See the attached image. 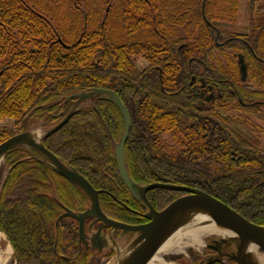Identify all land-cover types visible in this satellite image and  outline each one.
Returning a JSON list of instances; mask_svg holds the SVG:
<instances>
[{
    "label": "trees",
    "instance_id": "16d2710c",
    "mask_svg": "<svg viewBox=\"0 0 264 264\" xmlns=\"http://www.w3.org/2000/svg\"><path fill=\"white\" fill-rule=\"evenodd\" d=\"M262 1L247 0L250 15ZM240 2L0 0V122L13 124L0 126V144L23 132L47 133L74 110L78 95L110 91L129 115L124 160L137 186L197 190L263 227L264 150L227 126L231 113L245 130L247 121L264 123V26L250 21L246 32L220 29L235 24ZM203 92L211 100L203 101ZM254 131L264 132L258 125ZM122 133L116 105L94 95L41 144L102 191L99 205L108 218L144 224L135 212H143L140 203L115 165ZM148 193L150 203L151 195L162 200L161 209L181 194ZM88 207L86 194L35 150L18 146L4 156L0 231L16 264H104L82 248L78 222L63 216ZM187 254L198 263L194 252ZM210 264L236 263L226 258Z\"/></svg>",
    "mask_w": 264,
    "mask_h": 264
},
{
    "label": "water",
    "instance_id": "95a60500",
    "mask_svg": "<svg viewBox=\"0 0 264 264\" xmlns=\"http://www.w3.org/2000/svg\"><path fill=\"white\" fill-rule=\"evenodd\" d=\"M238 65L241 80H245L246 65L244 63V58L241 55L239 56ZM100 94L107 95L108 99L116 105L122 116L123 133L119 143L115 145V165L120 180L132 198L137 202L142 201L148 207L149 213L145 214L144 217L150 220L149 223L140 226H131L106 217V215L101 211L99 205V195L102 193V191H96L86 181L85 178H83L74 170L65 167L55 156L47 151L41 143L38 142L37 144L32 141V133L30 132H24L13 136L0 144V161H3L4 156L8 153V151L18 146L31 148L43 155L52 165L53 170L57 174L81 189L90 201V207L84 213L74 214L66 210L65 214L63 215L69 216L78 222L80 240H84V223L88 218H94L100 222V227L97 231L96 238L100 237V231L104 226H108L116 231H121L122 234L129 233L137 236L133 243H131L130 250L137 244L139 246L136 248L132 256L128 257L127 261L125 260L122 264H149L150 260L156 254L166 232L178 225V223H176L174 226L173 219H175L178 214L191 210H199L202 213H205L209 217V220L216 227L227 230L232 234L230 239L232 238L231 240L236 241L238 247L234 254L227 256L228 259L235 261L236 264H256L247 262L245 260L244 257L247 253H244L243 249L245 244L250 243L256 245L258 249L264 253V226L260 227L248 222L228 206L212 198L206 193L186 187L170 186L164 184H152L146 187H139L131 180L127 173L124 160L125 144L130 132V120L127 110L123 106L120 99L113 92L94 90L91 93L78 95V100L74 110H76L82 101L87 100L94 95ZM206 101H209V99H206ZM74 110L69 112L59 124H57L47 133V135L53 134L63 127L72 117ZM157 189L185 193L186 196L175 200L164 210L156 212L147 201L146 194ZM226 242L227 241L223 238L221 239L220 244ZM216 261H218V259L210 260L205 264L214 263Z\"/></svg>",
    "mask_w": 264,
    "mask_h": 264
},
{
    "label": "rangeland",
    "instance_id": "374dc122",
    "mask_svg": "<svg viewBox=\"0 0 264 264\" xmlns=\"http://www.w3.org/2000/svg\"><path fill=\"white\" fill-rule=\"evenodd\" d=\"M249 17H251V19ZM250 21L253 22L257 26H264V0L261 3H259V5L255 9L254 13L251 15L249 14V12L247 10V0H241L240 6H239L238 17H237L235 24L231 25V26H229L228 24H222V25H220V29L227 30V31L230 30V31L246 32L250 26ZM139 63L141 64V66H143V62H141L139 60ZM231 114H232L233 118H231L230 120L227 121L228 128L231 129L234 133H236L237 136L240 135L242 137L241 138L239 136L241 138V140H245L246 141L245 143L247 145L254 146V147H257V148L264 150V132L257 135V136L254 135L257 133L256 131L252 132L254 125H258L264 130V123L259 122L257 120H254L253 122L247 121L244 125L249 130H245V128L243 129L240 126V123L238 122L239 117L235 116L233 113H231ZM5 125H7L8 128L13 129V124L11 121L4 120V121L0 122L1 127L5 126ZM250 128H252V129L250 130ZM240 130H243V132L242 133L239 132ZM36 131H38V132H36ZM36 131H35V133L38 134L37 137H40V135H43V131L38 130V129H36ZM2 165H3V162L0 166V170L2 168ZM5 175L6 174L4 172L2 174V177L4 178ZM177 197H179V195ZM224 236H227V238H228V235L202 234L200 236L199 243L193 242L190 238L185 236V237H183L182 245L180 246V248L178 250H174L173 252L163 254L162 258H163L165 263H168V261L165 260L166 256H171V255L183 256V259L179 260L178 262H170V263H172V264H193L191 257L187 254V251L191 250L192 252H194L197 255V262L200 263V261H202L204 259V255L206 254L204 251V248L206 247V245L208 243H210L213 239H216V238L219 239L220 237H224ZM136 237L137 236L135 235L133 239H135ZM231 239L229 237L227 239V241H228L227 243H228V245H230L232 247L233 250L236 251L238 244L236 241H233ZM132 241H134V240H132ZM132 241L130 242V244L133 243ZM88 244L89 243H85L86 246ZM0 245H1V248H5L6 246L10 245L8 243V240L5 238V235H3V238L1 240ZM129 245H126V243L124 244L122 242L118 243V241H116L114 244L110 243V246H108V243H106L105 240H103V246H104L102 249L103 257L101 256L102 259H100V260L98 259V260L104 264H118L119 263L118 259L120 258V257L118 258V254L123 253V251H126L127 248H129L128 247ZM99 252H100V250H99ZM111 252L113 253V256H111V257L108 256V259H107V255ZM259 253L261 255H264V253L261 251H259ZM248 255L245 254V257H244L247 262L258 264V261L256 260V257H255L256 255L253 256L252 253H248ZM220 256L221 255H219V257ZM222 257L223 256H221V258ZM14 263H15V257H14V252L12 250V254L10 256L9 264H14Z\"/></svg>",
    "mask_w": 264,
    "mask_h": 264
},
{
    "label": "bare ground",
    "instance_id": "6f19581e",
    "mask_svg": "<svg viewBox=\"0 0 264 264\" xmlns=\"http://www.w3.org/2000/svg\"><path fill=\"white\" fill-rule=\"evenodd\" d=\"M32 141L38 144L35 135H32ZM1 164L2 161H0V165ZM176 223H178V225H176ZM173 224L174 226L176 225V227L166 232L156 254L150 260L149 264H167L164 262L162 255L178 250L182 245V239L185 236L190 238L193 242L198 243L202 234L232 236L229 231L216 227L209 220V217L199 210L185 211L178 214V216L173 219ZM2 238L3 235L0 232V243ZM138 246L139 245L137 244L136 246H133L131 250L129 248L126 251H123V253H119V264H122L125 260L127 261L128 257L132 256ZM243 252L247 254L252 253L253 256L256 255L255 257L258 264H264V255L259 253V249L256 245L250 243L245 244ZM11 254L12 249L10 245L5 248H1L0 245V264H9Z\"/></svg>",
    "mask_w": 264,
    "mask_h": 264
},
{
    "label": "flooded vegetation",
    "instance_id": "af4514ba",
    "mask_svg": "<svg viewBox=\"0 0 264 264\" xmlns=\"http://www.w3.org/2000/svg\"><path fill=\"white\" fill-rule=\"evenodd\" d=\"M100 95H104V94H100ZM200 98H202L203 101H206V99L211 100L212 97L210 98V96H207L205 94V92H203L202 94H200ZM148 194L149 193L146 194V198H147V195ZM185 195L186 194H179V197H176V199H179V198H181V197H183ZM150 199L153 202V204L150 203V201H149L148 198H147V201L149 202L150 206L153 208L154 211L160 212L161 210H163V209L160 208L161 207V204H158L162 200H160L159 198L158 199H155L152 195L150 196ZM139 205H140L141 210L143 212H140V211H136L135 210V212L138 215L144 216L147 212H149V209H148V207L146 205L144 206L143 203H140ZM83 212H75V213L76 214H80V213H83ZM145 220H146V222L144 224H147V223L150 222L149 219H145ZM128 225H130V224H128ZM139 225H143V224H139ZM131 226H138V225H131ZM99 227H100V222H94L93 219L90 220V222H89V220H87L85 222V243H89V244L86 246L83 241L81 242V246L84 249H90L91 251H93V247L96 248V250H94L93 253H94V255H95V257H96L97 260L98 259H102L101 256L103 257V253H102V249L104 247L103 246V240H105V242H106V239L111 237L113 239H116V241H118V243H121L122 242V243H124V244L126 243V245H128L130 243V241L134 237L133 235L129 236L128 234L122 235L121 234V231L111 232V229H109L107 232H104V229L106 227L105 226L101 230V233H100V237L101 238L100 237H97L98 239H100V240H98L96 238V235H97V231H98ZM220 240H221V237L219 239H217V238L216 239H213L210 243H208L206 245V247L204 248V251H205L206 254L204 255V259L202 261H200L201 264L206 263L207 260H209V259H212L213 260L215 258H218L219 255L223 256L222 258L224 259V258H226L225 256L231 255V254H233L235 252V250H233L232 247L230 245H228L227 242L220 244V242H219ZM108 246H110V245H108ZM99 250H100V252H99ZM96 253H98V255H99V253H101V256H98L97 257L96 256Z\"/></svg>",
    "mask_w": 264,
    "mask_h": 264
}]
</instances>
